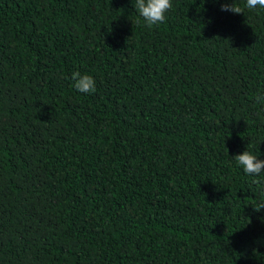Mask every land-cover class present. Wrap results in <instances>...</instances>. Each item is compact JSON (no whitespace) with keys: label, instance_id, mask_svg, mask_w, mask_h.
Masks as SVG:
<instances>
[{"label":"trees","instance_id":"trees-1","mask_svg":"<svg viewBox=\"0 0 264 264\" xmlns=\"http://www.w3.org/2000/svg\"><path fill=\"white\" fill-rule=\"evenodd\" d=\"M223 2L0 0V264H264V8Z\"/></svg>","mask_w":264,"mask_h":264},{"label":"clouds","instance_id":"clouds-1","mask_svg":"<svg viewBox=\"0 0 264 264\" xmlns=\"http://www.w3.org/2000/svg\"><path fill=\"white\" fill-rule=\"evenodd\" d=\"M212 2L216 3L219 0H212ZM134 7L138 11L139 16L143 18L146 26L151 28L165 21V14L173 7V4L172 0H135ZM246 7L248 9L264 8V0H246ZM221 10L231 11L236 14L244 13V10L235 3V0H232L231 3L228 0H224L221 4ZM72 80L75 89L81 93H94L96 91V81L89 74H81L78 71L73 72ZM255 101L264 103V96L257 94ZM234 159L249 176L259 177L261 173H264V159H258L256 155L247 149L235 155ZM253 183L257 185L261 194L264 195V186H262L264 182L260 179H255ZM253 207L255 211H260L264 208V200Z\"/></svg>","mask_w":264,"mask_h":264}]
</instances>
